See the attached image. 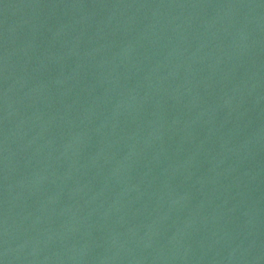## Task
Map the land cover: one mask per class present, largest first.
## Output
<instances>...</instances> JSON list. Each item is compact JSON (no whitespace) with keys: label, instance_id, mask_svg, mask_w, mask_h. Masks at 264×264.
<instances>
[{"label":"water","instance_id":"obj_1","mask_svg":"<svg viewBox=\"0 0 264 264\" xmlns=\"http://www.w3.org/2000/svg\"><path fill=\"white\" fill-rule=\"evenodd\" d=\"M0 264H264V0H0Z\"/></svg>","mask_w":264,"mask_h":264}]
</instances>
